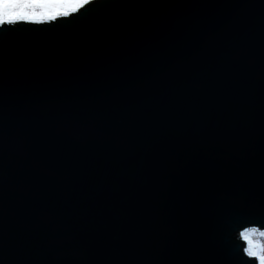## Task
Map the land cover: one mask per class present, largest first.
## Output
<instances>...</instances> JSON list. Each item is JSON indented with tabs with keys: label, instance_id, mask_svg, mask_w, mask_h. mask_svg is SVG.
I'll list each match as a JSON object with an SVG mask.
<instances>
[{
	"label": "water",
	"instance_id": "water-1",
	"mask_svg": "<svg viewBox=\"0 0 264 264\" xmlns=\"http://www.w3.org/2000/svg\"><path fill=\"white\" fill-rule=\"evenodd\" d=\"M81 13L0 48V257L240 264L264 197V3Z\"/></svg>",
	"mask_w": 264,
	"mask_h": 264
},
{
	"label": "snow or ice",
	"instance_id": "snow-or-ice-1",
	"mask_svg": "<svg viewBox=\"0 0 264 264\" xmlns=\"http://www.w3.org/2000/svg\"><path fill=\"white\" fill-rule=\"evenodd\" d=\"M264 3V0H260ZM144 6V0H0V48L7 39L24 29L45 30L48 26L64 21L67 25L74 23L71 18L79 19L81 10L94 11L103 20L121 18L130 10ZM50 30V29H49ZM258 217L259 227H244L238 231L241 242L237 246V257L240 264H261L264 259V197H261L253 211ZM233 219L226 217L224 224ZM0 264H5L0 257Z\"/></svg>",
	"mask_w": 264,
	"mask_h": 264
},
{
	"label": "clouds",
	"instance_id": "clouds-1",
	"mask_svg": "<svg viewBox=\"0 0 264 264\" xmlns=\"http://www.w3.org/2000/svg\"><path fill=\"white\" fill-rule=\"evenodd\" d=\"M262 243H264V241H262ZM261 264H264V259H262Z\"/></svg>",
	"mask_w": 264,
	"mask_h": 264
}]
</instances>
